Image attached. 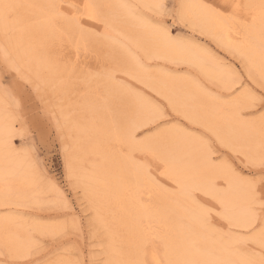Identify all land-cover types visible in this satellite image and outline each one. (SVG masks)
I'll return each instance as SVG.
<instances>
[{
    "label": "bare ground",
    "instance_id": "1",
    "mask_svg": "<svg viewBox=\"0 0 264 264\" xmlns=\"http://www.w3.org/2000/svg\"><path fill=\"white\" fill-rule=\"evenodd\" d=\"M118 1L121 0H115ZM136 1L153 7L161 2ZM221 1L230 7L239 4V0ZM16 3L23 4L22 11L32 12L34 17L22 20L25 17L22 16L13 22L7 21V15ZM260 3L261 0L248 2L247 4L256 5L249 11L231 7L236 9L238 16L247 20V24L241 23L240 26L237 25L235 17L216 13L195 0L183 2L180 17L184 21H190L192 27H197L219 44L231 48L241 57L249 74L264 79V24L260 18ZM74 4H80L81 7L77 9L58 6L53 0H0V31L16 32L12 37L13 56L24 64L50 66L52 62L47 55L46 49L49 47H46V41L50 33L55 34L54 27L59 16H72L65 20L66 26L63 27L73 32L78 31V34L80 17L85 16L90 20L95 17L93 8L82 7L84 4L93 5V0H74ZM120 4L126 14L132 17L127 23V29L131 27V23L139 27L133 32L123 30V36L129 45L141 50L148 59L186 63L214 81L230 83L232 72L221 65H209L210 53L187 44L178 48L168 43L155 26L137 17L124 3ZM82 22L89 24L91 21ZM121 56L128 64L126 68L130 73L144 78L146 82L157 83L158 91L172 104L177 102L198 109L196 106L202 104L199 100L207 98L200 89L190 88L192 83L188 80L185 83L176 78L161 76L152 81L154 76L138 56L127 48H122ZM109 83L111 82H108V87L112 86L113 83ZM239 103L240 101L231 102L230 105H216L208 98L203 102L204 107L211 110L209 114L224 117L221 124L227 128L226 131L232 139L244 142L253 152L264 150V129L255 123L233 118V115L236 117L239 114ZM5 105L0 100V203L20 205L27 201L34 202L37 201L36 195H42L45 189L34 178L29 163L19 157L11 145L13 123L5 114ZM151 107L152 104L136 94L132 105L133 113L129 118L118 121L94 115L97 119L77 122L74 127L77 147L69 163L80 183L87 188L96 208V221L105 229L109 238L108 264H129L132 261L138 264L145 259L143 249L148 243V259L164 260L166 264H259L235 247V238L224 239L216 236L207 223L205 211L194 205L193 191L201 190L213 196L223 206L224 218L235 225L249 227L256 221L248 185L235 178L224 167L214 165L212 153L199 140L177 129L168 130L165 137L154 144L156 158L151 154L146 156L150 160H156L154 168L150 169L148 164L135 162L131 154L121 155L110 148L111 142L119 145L125 143L131 152L143 153L141 146L130 144L127 132L130 124L144 119ZM99 113L101 115V111ZM214 131L221 141H226L227 137L222 130ZM159 156L170 161L167 167L159 165ZM161 176L177 185L181 195L165 197L158 206L145 203L144 189L147 186L151 188L154 179L160 180ZM218 178H223L228 183L223 191L216 188ZM185 219L189 221L187 224ZM30 240L24 230L14 226V218L0 217V249L14 256L23 255L32 244ZM154 240L159 242L155 244Z\"/></svg>",
    "mask_w": 264,
    "mask_h": 264
},
{
    "label": "rangeland",
    "instance_id": "2",
    "mask_svg": "<svg viewBox=\"0 0 264 264\" xmlns=\"http://www.w3.org/2000/svg\"><path fill=\"white\" fill-rule=\"evenodd\" d=\"M53 1L63 7L74 4V0ZM185 1L187 0H164L180 21L170 28V32L181 37L185 44L210 53L209 65H221L232 72L230 83L223 84L214 81L203 75L196 67L186 63L158 58L148 59L141 50L129 45L122 34L123 30L133 32L139 27L131 23V27L127 29V23L132 17L126 14L120 3H124L137 17L148 21L152 26L159 19L158 10L155 7L136 0L118 2L93 0L95 17L93 20L85 16L80 17V34L78 31L73 32L63 27L65 20H69L72 16L60 15L56 20L54 36L50 33L49 41H46V47L49 48L45 49L52 62L48 67L24 64L16 59L12 54L14 42L12 37L16 32L0 31V85L7 81L13 85L14 89L10 90L11 95H4L0 91V100L3 105L6 104L5 114L13 123L10 142L15 153L29 163L34 178L45 189L42 195H36L37 201L34 202L27 201L20 205L0 203V217L14 218V226L24 230L32 242L28 251L19 256L11 255L0 249V261H6L7 264H27V260L30 259L51 260L53 264H85V261L88 264L109 263V238L105 229L96 221V208L88 195L87 188L79 181V196L73 193L76 210L70 212L61 210L62 193L41 181L29 154L38 155L41 145L37 141L44 137L62 145L61 156L63 158L66 154L69 161L77 147L75 124L81 121H92L97 117L118 121L129 118L128 116L133 113L132 105L136 94L150 104L159 101L162 97V102L169 105L171 113L168 130L177 129L199 140L212 153L214 165L224 167L226 171L229 170L228 172L244 181L249 188L253 181L257 186L259 185L260 174L264 170V150L253 152L246 147L244 142L232 139L226 131L227 128L221 124L224 117L209 114L211 110L205 108L203 102L207 98L216 105H228L231 102L240 101L239 114L236 117L233 115V118H239L246 123H255L264 129V124L258 119L260 111L258 98L264 94V79L249 74L241 57L231 48L219 44L213 38L203 34L197 27H192L190 21H184L180 17V9ZM195 1L207 5L216 13L235 17L238 26L241 23L247 24V20L238 16L235 13L236 9L231 8L226 2L221 0ZM248 2L254 3L255 0H239L241 5H247ZM22 6L24 5L20 3L13 4L7 15V21L13 22L17 20V17L22 18V16H25L22 20L26 17V20L34 17L32 12L24 13ZM239 9L250 10V8ZM86 20L91 22L89 24L82 22ZM122 48H127L138 56L149 73L154 76L152 81L155 78L167 76L185 83L186 80L191 82L190 88L200 89L207 96L199 100L203 106L200 104L196 106L198 109H194L186 104L180 105L177 102L172 104L165 95L158 91L157 83L146 82L144 78L135 76L127 70L128 64L121 56ZM52 58L57 60L53 61ZM5 59L15 71H4L7 70ZM54 73L58 76L63 75V77H58ZM54 80L57 82L54 83ZM108 82H111L110 85L113 83L112 86L108 87ZM64 83L66 84L61 87ZM250 93L255 94L256 102ZM89 101L90 103L87 104ZM88 109L92 114H86L89 113ZM94 115L97 117L94 118ZM219 129L227 137L226 141H221L215 133L214 130ZM109 145L116 153L131 154L135 162L148 164L149 169L154 168L156 160H150L144 153L131 152L125 143L119 145L111 142ZM60 171H63L62 167ZM160 178V180L153 178V186L151 188L147 186L144 189L145 203L158 206L165 197L181 195L177 185L165 177ZM227 187L228 183L223 178L216 179L218 190L223 191ZM193 196L195 207L205 211L207 223L216 236H222L224 239L235 238V247L238 250L257 263L264 264V239L259 231L261 220L258 204L255 205L254 210L256 221L249 227H240L225 219L223 215L217 214V208L221 205L213 196L201 190L193 191ZM81 198L87 202V211H84L80 205ZM208 209L211 211L209 212ZM222 211L224 213L223 208ZM185 220L187 224L189 221ZM154 241L155 244L159 242ZM148 246H150L149 243Z\"/></svg>",
    "mask_w": 264,
    "mask_h": 264
},
{
    "label": "snow or ice",
    "instance_id": "3",
    "mask_svg": "<svg viewBox=\"0 0 264 264\" xmlns=\"http://www.w3.org/2000/svg\"><path fill=\"white\" fill-rule=\"evenodd\" d=\"M70 8H80V4H69ZM84 9L95 8V5L84 4L82 6ZM158 10L159 19L154 22L158 33L161 37L168 43L174 44L176 47H183L185 41L179 37L175 36L170 32V28L174 27L178 22L177 15L174 11H171L169 5L161 0V2L154 5ZM205 7H208L205 5ZM233 8H253L256 5L247 4H235L231 5ZM260 9V18L262 24H264V0H261L259 5ZM7 63V72L15 71V69ZM13 85L7 81L3 85H0V91L4 95H11ZM253 96L254 102H256V97L254 93H250ZM163 98L161 97L159 101L152 104L150 112L147 116L141 121H136L130 124L127 132V139L131 145H139L142 147V151L145 156L151 154L154 158L157 156L156 149L154 144L158 141H161L170 127V117L171 113L169 111V105L162 102ZM260 111L258 119L264 124V94H261L258 98ZM154 125V126H151ZM41 145L38 155H30V159L34 161L35 168L41 181L47 184L50 187H53L62 193V203L61 210L65 211H75L76 210V200L73 199V193L75 192L77 196L80 193V184L79 178L74 174L73 169L68 161V157L64 154L63 158L61 156L62 145L57 144L54 141H49L44 137H41V140L37 141ZM169 160L164 156H159V165L161 167H167ZM63 168V171H60V168ZM250 196L251 202L254 206L259 205L260 213L259 218L261 220V225L259 231L261 233L262 239H264V170L260 174L259 185L257 186L253 181L250 186ZM80 205L87 211V202L83 198L80 199ZM223 206L217 208V214L223 215L222 211ZM210 212L211 209H208ZM143 254L145 259L138 262V264H166L164 260H155L148 259L149 256V246L146 244L143 249ZM0 264H7L6 261H0ZM27 264H53L51 260L43 259H30L27 260ZM85 264H88L85 261ZM129 264H137V262L132 261Z\"/></svg>",
    "mask_w": 264,
    "mask_h": 264
}]
</instances>
